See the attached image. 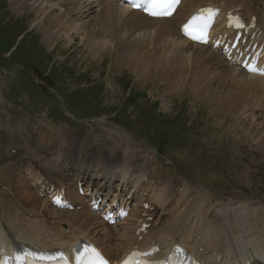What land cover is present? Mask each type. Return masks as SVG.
I'll return each mask as SVG.
<instances>
[{
  "label": "bare ground",
  "instance_id": "bare-ground-1",
  "mask_svg": "<svg viewBox=\"0 0 264 264\" xmlns=\"http://www.w3.org/2000/svg\"><path fill=\"white\" fill-rule=\"evenodd\" d=\"M36 1L33 0L31 6L38 9L40 13H46L44 5H35ZM220 1L222 0H183L172 16L171 23L169 19L146 18L115 2L49 0L48 3L54 9L50 17L54 23L65 25L70 37L74 34L82 35L80 38L82 45L92 56L90 49L93 47L103 49L111 45L114 49L124 48L123 45L129 44L130 41L120 36L130 35L133 41L129 45L130 50L127 56L122 54L123 61H116L113 67L120 68L124 62L127 67H132L137 72L145 71L146 76L151 71L156 72L157 77L158 75L165 76L163 77L164 83L168 86L172 85L177 78H181L182 84L186 81L191 85V90H193L191 93L196 98L221 101L218 105L221 110L227 109L229 101H236V111L241 116L246 114L248 105L256 107L258 109L252 111L251 115L254 117L257 112V117L260 119L258 123L264 127V79L246 74L238 67L229 66L216 52L203 45L188 42L174 27H178L179 23L197 7L205 3L212 4ZM223 1L224 4L234 2L236 5L245 6L251 10L257 17V25L264 31V0ZM13 2L22 9L29 3V0H13ZM255 2L258 6H255ZM44 22H46L45 16H42L33 20L31 25ZM96 25L97 32L91 28ZM50 26L44 30L47 41H52L54 33L59 30L58 26L52 30ZM144 37L147 43L152 44L151 47H147L143 40ZM155 82L161 84L159 81ZM226 117L228 116L223 115V118ZM1 128H3L2 120H0V131ZM55 129H60L62 135L52 130L51 135L54 137L47 136V141H61L66 132L68 136L66 148L53 149L50 147L52 154L46 157L45 163L40 164L37 159H34L37 157L34 153L35 148L24 147L20 152L24 157L31 159L21 161V169L8 173L9 177L0 178V183L8 187L6 193L0 189V241L5 240L6 245L9 243L17 245L20 239L43 246L68 247L78 237H82L80 235L86 237L91 235L90 237L101 245L107 243L106 239H108V244L117 249L116 254L123 255L133 244L138 243L134 236L136 220L135 222L128 221L126 226L118 231H112L109 226L105 224L102 226L101 220L91 210L83 208L74 211L55 210L48 202L44 203L46 199L43 201L34 194L39 193L40 188L29 189L26 182L27 177L37 176L38 178L33 179V185L41 187L38 179L50 183L52 179L49 176L55 166L71 164L77 165L75 167L76 183L82 182L88 186L97 184L98 192L104 193L106 197L115 191L113 200L125 205L132 204L140 216L143 212H146L148 216H155L150 230L143 238V244L156 240L159 245L166 247L179 241L188 245L193 254L204 264L227 262L264 264L263 199L252 200V195L241 193L244 197L243 201L241 198H234L233 202L218 201L213 205L212 202L216 199L228 200L226 197L241 195L219 196L207 185H203V188L189 189L190 185L187 182L179 183L173 188L163 183L156 172L152 173L147 163L144 162L140 164L141 166L135 164L129 151L118 154L113 165V162L103 159L100 155L102 153L87 141L86 135L80 137V134L68 133L63 126H56ZM246 138L249 139L247 135ZM259 139L264 144L262 134ZM42 143L43 141L40 140L35 146ZM251 146L254 147V145ZM145 149L149 153L153 152V150ZM260 152L264 153V151ZM89 153L100 158L96 161L89 157L75 156L80 154L86 156ZM15 154L17 150L14 147L5 148L4 154L0 151L1 172L7 166L12 169L13 162L7 161L15 160ZM80 161L84 163L80 165ZM97 162L99 165L96 164ZM245 170L244 168L242 171ZM99 171L100 174H98ZM42 174L47 175L48 178L42 177ZM59 184L56 183L57 186ZM67 186L70 192L67 199L76 204L71 194L74 191L72 184L68 183ZM255 192L257 194V191ZM144 201L155 205L156 210L143 211L140 204ZM217 203L218 205H215ZM54 220L57 224H66L68 228L76 230L78 236L59 237L57 226L53 224ZM124 221L119 224L121 225ZM139 226L138 224L137 227ZM94 227L96 229H93ZM99 231L105 233L104 238L100 237ZM8 239L11 241H6ZM200 248L202 251H199ZM247 250L249 251L246 252Z\"/></svg>",
  "mask_w": 264,
  "mask_h": 264
},
{
  "label": "rangeland",
  "instance_id": "rangeland-1",
  "mask_svg": "<svg viewBox=\"0 0 264 264\" xmlns=\"http://www.w3.org/2000/svg\"><path fill=\"white\" fill-rule=\"evenodd\" d=\"M31 2L33 0H29V3L21 9L13 0H0V67H9L12 65L11 67L14 69L16 67L14 64L16 63L19 69L27 75L25 77L27 81L32 79L28 76L30 70L35 69L43 74V68L44 70L51 69L57 72V76L53 77L55 80H58L59 76L65 78L63 80L65 89L70 91L88 89L91 91V95L85 94V98L83 94H79L78 92L71 95L70 101L74 103L69 105L78 114V119H74L72 117H65L68 115L63 110V101L54 95L55 93L63 97L65 92L60 88H46L47 85L45 84H36L37 87H32V84H30L26 87L29 89L30 87L32 88L19 93V97L16 99L14 92L20 85L22 73H20L21 76L19 78L16 76L14 78L0 76L2 79H0V84L3 87L4 94L12 99L11 101H5L14 108L9 110V114L12 117H18L24 113H38L40 114L36 116L38 119L33 118L34 123L32 124L34 126L38 125L40 120H42V124L45 123L42 128L46 130L48 127L63 126L68 132L76 131L80 134L87 133L89 136V138L87 137V141L92 143V146L98 152L102 153L100 155L104 160L113 162V165L116 162L114 160L118 154L129 151L133 156L134 163L138 166H141L140 164L144 162L147 163V167L155 164L151 166V172H156L160 175L163 183H166L168 186H173V188L176 186L172 183L174 178L187 180L192 186L204 183L220 195H225L226 193L233 194L238 192V189L248 191L250 190L248 187L253 185L256 187L257 183L251 178V171L242 170L244 168L247 169L245 160L249 161V164L264 160V153L260 152L264 151V144L259 139L261 134L264 136V127H261V124L258 123L260 119L257 117V112H255V118L251 115V112L258 108L248 105L246 114L243 117L236 111V101H229L227 109L221 110L218 107L221 101H207L203 98H196L195 95L193 96L191 93L193 90H191V85L188 82L185 81L183 87H177L181 82V78H177L172 84L173 86L169 85L173 87L169 89L187 90V94L176 95L171 90L169 92L172 95L171 106H164L163 103L169 105V99L164 94L166 92L161 90L159 93V90L163 88V84L165 85V80L163 79L165 76L158 75L157 77L156 72L154 74L149 72L150 75L148 73V76H146L145 71L137 72L136 69L127 67L124 62L120 68L113 67L116 61H123L122 54H126L127 56L130 50L129 45L133 41L130 35L124 34L120 36V38L130 41L129 44L123 45L124 48L120 49L116 47V50L111 45L103 49L93 47L90 49L93 54L92 56L82 45L80 40L82 35L76 34L75 38L70 37L66 32L65 25L55 24L50 18L51 14L47 15L38 12V9H34L31 6ZM48 2L49 0H37L35 5H44L43 8L45 11L49 12L48 6L50 7V3ZM58 8L62 9L59 6ZM42 16H45L46 22L31 25L33 20ZM49 25H51V30L56 26L59 29L54 33L52 41L46 40V33L44 31ZM91 28L97 32V25ZM19 34L21 37L20 44L17 47L15 46L16 50L8 57L7 52L15 45L14 40ZM143 40L147 47L152 46L151 43H147L145 37ZM98 52H103L104 55L98 57ZM31 56L34 58L31 59ZM134 72L140 75L137 79L135 78ZM145 76L148 78L146 79ZM37 79L40 81L39 78ZM194 80L196 81V79ZM155 81H159L161 84ZM123 86L127 87L126 93L130 91L129 93L132 96H134L133 93L142 96L140 100L138 99L139 103L128 106L125 111L123 110L122 104L127 94L124 92ZM189 88L190 90H188ZM52 91L54 93H51ZM45 93L47 94L46 96L44 95ZM81 99L84 101H80ZM166 99H168L167 102ZM0 101H4L2 97H0ZM153 105L157 106L156 111L159 113L158 117L160 115L165 117L163 119L164 123L161 124L160 121L152 124L146 123L154 110L152 109ZM69 110L72 109L69 108ZM43 112H47V116L52 120L42 117L41 114ZM222 114L228 117L223 118ZM173 119H176L182 125L180 126V130L175 128V121ZM0 120H2L1 116ZM184 122L187 124L184 125ZM3 128L5 130L0 131V148L10 140L15 139L19 141L23 135V132L13 134L11 131L8 132L5 127ZM125 129L131 131L132 139H130V136L128 138L129 134L124 136ZM151 129L161 130L163 132L172 131L177 144H181L182 148L180 149L176 145V149L173 152L171 149H166L163 156L159 155L158 152L156 154V151L150 148V146H154L146 142V133ZM55 130L61 134L60 129ZM117 130L123 132V134L121 132L119 133L123 137L119 135V140L114 141L112 139L116 135ZM66 134L65 132L64 136ZM219 134L224 136L222 139L223 144L219 148H216L217 143L215 139ZM246 135L249 139L246 138ZM148 145L149 147H146ZM240 145L241 148L247 149L248 153L242 159H235L233 157V153L235 152L234 148L237 147L240 149ZM251 145H254V147ZM127 146L134 148L130 151ZM145 148L151 151L153 150V152L149 153ZM140 152L142 155H140ZM237 154H240L239 151ZM75 156L89 157L96 161L100 158L92 156L91 153L86 156L83 154ZM142 156L145 159L144 161ZM150 161L152 162L150 163ZM83 163L81 161L79 162L80 165ZM96 164L99 165V162ZM208 164H212L211 168L206 167ZM238 164L241 166L240 170L237 168ZM19 169H21L20 164L16 166L13 162L12 169H9L7 166L2 172L0 170V178H7L9 177L7 175L8 173ZM161 172H165L168 175H164ZM100 173L99 171L98 174ZM231 186L238 187L230 188ZM5 192L7 191L5 190ZM248 194L249 196H254L251 192ZM240 195L226 197L228 200L216 199L212 203L214 205L218 201L233 202L232 200L234 198H241L243 201V194ZM215 205H218V203Z\"/></svg>",
  "mask_w": 264,
  "mask_h": 264
},
{
  "label": "snow or ice",
  "instance_id": "snow-or-ice-1",
  "mask_svg": "<svg viewBox=\"0 0 264 264\" xmlns=\"http://www.w3.org/2000/svg\"><path fill=\"white\" fill-rule=\"evenodd\" d=\"M156 7H157V0H152V3H151V5H150V9H152V10H151V14H152V15H160V14H161L159 11L155 10ZM90 251H91L93 254H95V249H91ZM97 255H98V254H97ZM17 260L20 261L21 264H22V262H23V257H17ZM89 264H104V262H103L102 260H101V261H98V262H96V261H90Z\"/></svg>",
  "mask_w": 264,
  "mask_h": 264
}]
</instances>
